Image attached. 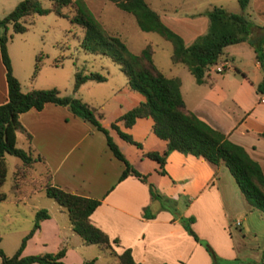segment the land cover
I'll list each match as a JSON object with an SVG mask.
<instances>
[{
	"label": "crops",
	"instance_id": "0c3cea01",
	"mask_svg": "<svg viewBox=\"0 0 264 264\" xmlns=\"http://www.w3.org/2000/svg\"><path fill=\"white\" fill-rule=\"evenodd\" d=\"M158 13L186 44L206 32L209 26V18L204 16L197 23L179 24L172 22L173 17ZM97 18L100 19L99 15ZM249 38L260 46L264 40V24L252 25ZM245 59L249 61L245 62ZM183 65L176 74L168 76L180 78V91L186 106L212 127L224 132L231 141L242 145L264 173V136L260 134L264 131V92L256 91V84L263 77V68L253 45L241 41L225 46L200 83ZM185 68L189 73L184 71ZM6 98L5 69L0 56V103ZM19 119L30 138L20 131L16 132V138L18 132L24 134L26 149L42 156L39 161L42 169L37 177H32L34 163L18 191L0 200V247L7 255L19 247L33 224L35 212L45 208L49 216L43 218L26 239L22 255L55 252L64 247L62 260L67 263H81L91 258L96 259V264L117 262L97 244V249L90 247L94 243L86 244L73 231L66 211L59 204L48 207L40 203L35 194L44 190L41 180L46 175L52 184L65 190L99 198L100 203L90 213V221L110 239L118 238L117 242H112L117 253L129 248L133 259L144 264H188L196 255L205 256L201 245L181 225L182 216L194 217L193 228L200 236L209 240L222 238L223 243L227 239L232 241L230 225L238 229L250 228L248 216L254 210L260 212L258 216L264 221V212L246 200L223 163L216 165L201 156L178 150H172L166 156V173L158 171L157 161V166L153 167L144 163V159L149 158L145 152H162L166 147L164 139L154 133L150 135V117H139L130 127L117 122L120 129L141 143L140 147L130 143L136 148L129 147L135 155L133 160L125 153L128 147L124 142L127 141L110 124L108 129L128 161L138 171L147 174L148 181L163 196L171 199L169 208L161 206L157 199L152 200L147 183L136 176L119 179L124 163L112 154L104 133L73 114L67 106L47 102L41 109L32 107L21 112ZM139 126L146 132H140ZM147 205L154 212L153 217L142 215ZM236 215L241 218L234 220ZM102 256H110L115 262H101L98 259Z\"/></svg>",
	"mask_w": 264,
	"mask_h": 264
},
{
	"label": "trees",
	"instance_id": "16d2710c",
	"mask_svg": "<svg viewBox=\"0 0 264 264\" xmlns=\"http://www.w3.org/2000/svg\"><path fill=\"white\" fill-rule=\"evenodd\" d=\"M50 6H42L39 0H20L9 12L0 17V56L5 69L7 85V98L0 103V200L10 193H16L25 182L34 163L42 161V156L33 154L31 150L16 146V132H23L27 138L30 133L19 119V114L30 108L41 109L45 103L52 102L67 106L73 114L89 121L96 129L102 131L106 138L108 148L112 154L122 160L124 167L119 179L127 175H134L146 182L151 199H157L161 206L171 207V199L163 196L156 186L148 181L147 174L138 171L126 158L117 143L111 136L109 129L102 125L103 113L97 107L85 102L72 94H63L58 88H30L21 89L19 79L13 74L11 60L7 50L8 25L14 32H23L27 29V22L34 13L45 14L55 12L65 16L72 23L79 24L83 29L80 40L81 46L88 52L109 55L117 62L127 77L128 88L144 95V100L132 106L114 121L110 127L125 141L138 147L141 143L134 140L130 133L120 129L117 122L130 127L139 117L152 119L153 133L166 141L162 152L149 150L144 153L147 157L157 161L158 171L166 173L164 169L165 158L172 150L191 153L201 156L213 164L223 163L233 176L240 191L246 200L255 208L264 212V173L260 164L253 159L246 149L231 141L224 132L212 127L196 113L190 110L180 91V78L166 75L153 61V49L149 43L138 52H131L119 35L105 29L101 22L91 13L84 0H51ZM120 9L133 14L140 29L155 31L172 43L170 54L173 63L185 64L193 74L196 82L204 80L205 72L215 63L229 44L248 41L254 47L256 58L263 68V77L256 84V91L264 92V40L260 44H253L249 38L251 26L247 16L242 12L228 11L221 5H212L207 10L209 26L206 32L198 35L195 40L186 44L180 34L166 25L159 13L148 5L145 0H111ZM249 0H239L241 9H245ZM42 54L35 57L32 76L41 67ZM61 58L55 59L58 64ZM103 81L106 76L99 72L83 73L77 71L73 83L76 91L86 80ZM264 136V131L260 133ZM13 154L21 159L15 166L9 183L8 191L3 189L6 182L7 162L5 154ZM41 186L47 196L53 198L67 213L71 227L86 243L97 244L117 259V264H144L136 262L129 248L117 253L112 248V242L118 238L110 239L98 226L90 221V213L100 203L99 198L77 194L63 189L50 182L46 175L41 180ZM144 217H153L154 212L149 205L143 208ZM49 216L45 208L38 209L34 215L33 224L28 233L22 238L16 251L7 255L0 247V264H96L95 258L81 263H67L62 260L64 247L55 252H45L22 255V247L28 237L38 228L40 221ZM185 230L198 240V236L191 227L193 216L180 217ZM208 250L211 247L205 245ZM212 252V250H211ZM210 252V253H211Z\"/></svg>",
	"mask_w": 264,
	"mask_h": 264
},
{
	"label": "rangeland",
	"instance_id": "374dc122",
	"mask_svg": "<svg viewBox=\"0 0 264 264\" xmlns=\"http://www.w3.org/2000/svg\"><path fill=\"white\" fill-rule=\"evenodd\" d=\"M19 1L0 0V14L9 10L13 4ZM39 1L42 6H50L52 3L51 0ZM84 1L96 18L99 15L100 19H97L102 20L100 22L103 23H101L103 27L119 35L131 52H137L149 43L153 49L154 63L166 75L176 74L178 68L184 66L171 61L172 43L155 31L140 29L132 13L120 9L111 0ZM145 1L154 10L173 17L171 18L172 22L179 24L192 23V21L197 23L202 20L203 16L208 18L206 12L212 5H221L228 11L244 13L250 26L264 24V0H249L247 7L243 10L240 7L239 0ZM26 24L27 29L23 32H14L10 24L6 32L8 36L7 50L12 71L19 79L23 91L30 88L55 87L63 94L78 96L103 113L101 122L107 128L111 121L122 112L144 100L142 93L128 88L127 77L119 64L109 55L88 52L81 46L80 40L83 29L79 24L72 23L69 18L59 16L53 11L45 14L34 13L30 17V22ZM38 53L42 54V64L38 72L32 76L35 57ZM58 58H61V61L58 64H53V61ZM248 61L249 59H245V62ZM186 69L184 71L189 73ZM77 71L83 73L99 72L105 75L106 79L103 81L86 80L78 90L74 91L73 83ZM139 128L141 129L140 132H146L144 127L139 126ZM149 133L153 135L151 128ZM124 143L128 147L125 149V153H128L132 160L135 159L134 153L129 150V147L133 150L136 149L135 146L129 142ZM16 146L26 149L24 134L17 133ZM5 160L8 169L3 189L8 191L12 173L15 166L21 162V159L16 155L6 153ZM144 163L149 167L157 166L156 161L150 158H145ZM41 169V163L36 162L31 174L32 177H37V173ZM35 196L43 206L49 207L58 204L53 198L47 196L44 190H41ZM257 211L254 210L248 216L249 229L245 227L238 229L233 224L230 225L233 231L231 242L230 239L225 240V243H223L222 238L209 240L202 237L195 231L193 222H191L190 225L198 236V240L195 239V241L201 245L205 256L196 255L194 261L192 260L188 264H264V221L259 218L258 213L260 212ZM184 217L187 219L188 216ZM233 218L236 220L241 218V215H236ZM180 223L183 225L182 222ZM205 245L210 246L212 252ZM90 247L97 249L95 244ZM98 260L101 262L114 261L110 256H102ZM114 264H117V262Z\"/></svg>",
	"mask_w": 264,
	"mask_h": 264
}]
</instances>
